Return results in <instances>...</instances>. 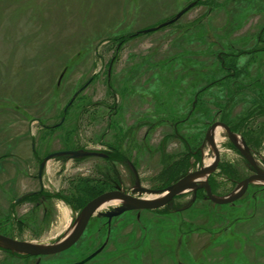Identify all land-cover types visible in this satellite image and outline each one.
<instances>
[{"label": "rangeland", "instance_id": "1", "mask_svg": "<svg viewBox=\"0 0 264 264\" xmlns=\"http://www.w3.org/2000/svg\"><path fill=\"white\" fill-rule=\"evenodd\" d=\"M216 123L264 162V0H0V235L57 242L81 206L135 186L127 161L150 190L206 167ZM218 129L208 183L227 196L254 174ZM71 150L102 157L52 158L42 192L40 162ZM206 198L112 220L108 206L69 249L0 248V264H78L103 246L86 264H264V185Z\"/></svg>", "mask_w": 264, "mask_h": 264}, {"label": "water", "instance_id": "2", "mask_svg": "<svg viewBox=\"0 0 264 264\" xmlns=\"http://www.w3.org/2000/svg\"><path fill=\"white\" fill-rule=\"evenodd\" d=\"M194 4H191L184 10H182L173 20L160 25L158 28L149 29L144 33L154 32L158 29L166 27L175 23L181 16H183L188 10H190ZM218 128H223L229 137V140L232 144L241 152V154L249 161L252 167L255 170V175L245 179L242 181L238 187L229 195L227 196H216L212 194L208 178L212 175L218 167L219 160H220V153L217 149V146L214 142L213 135ZM206 141L212 147L215 155V160L212 165L202 167L198 171L194 173H189L176 183L172 184L171 186L167 187L165 190H150L141 187L139 181L137 185L133 189V194H149V195H161L166 193V195L159 199V200H145L142 198H135L129 195L120 194L117 192H109L102 194L91 202H89L80 212L76 222L74 223L71 232L58 240L57 242L50 244V245H38L34 243L18 241L15 239H11L9 237L0 235V248L11 253H17L19 255L30 256V257H42V256H50L59 254L70 247H72L81 237L83 232L85 231L90 219L99 211V208L111 202H118L121 203L120 207H116L113 211H108L104 214V217L108 219H112L113 217H118L127 211H140V210H156L165 206L171 199L174 197L181 195L183 193H187L193 191L195 194L198 189H205L207 194V200L219 204V205H226L236 201L240 198L246 191L247 187L250 184L254 183H262L264 185V172L261 171L251 155L248 146L246 145L243 139H238L236 135L224 124L216 123L214 124L210 130L206 134ZM69 156L70 159H78V158H87V157H95L99 156L96 152L84 151V150H77V151H62L51 154L47 156L41 165L40 168V175L42 174L43 168L45 164L55 157L60 156ZM195 199V198H194ZM100 250L93 253L91 256L87 257L83 261L79 262L78 264H86L92 259H94Z\"/></svg>", "mask_w": 264, "mask_h": 264}, {"label": "flooded vegetation", "instance_id": "3", "mask_svg": "<svg viewBox=\"0 0 264 264\" xmlns=\"http://www.w3.org/2000/svg\"><path fill=\"white\" fill-rule=\"evenodd\" d=\"M221 124H223V123H221ZM225 125V124H224ZM227 127H229V126H227ZM229 129H230V127H229ZM231 130V129H230ZM232 131V130H231ZM233 132V131H232ZM244 140V139H243ZM245 141V140H244ZM245 143H246V145L248 146V148H249V151H250V153H251V155L253 156V158H254V160H255V162H256V164H257V167L261 170V171H263L264 172V162H259L256 158H255V156H256V154H255V152H254V150L249 146V144L245 141ZM216 144V143H215ZM217 146V145H216ZM233 147L240 153V155L245 159V161H246V163H247V165H248V168L253 172V174L255 175V170H254V168L252 167V165L249 163V161L241 154V152L233 145ZM218 149V148H217ZM71 151H77V150H71ZM220 153V152H219ZM64 157H68V158H70L69 156H67V155H65ZM95 157H97V156H95ZM99 157H102V156H99ZM46 158V157H45ZM44 158V159H45ZM87 158H89V157H87ZM43 159V160H44ZM79 159V158H78ZM43 160L40 162V165H39V170H38V175H37V180H38V182L40 183V186H41V190H42V192H43V175H44V168H43V171H42V174L40 175V168H41V165H42V163H43ZM214 160H215V157H214ZM219 162H220V160H219ZM126 166H127V168H128V170L132 173V175H133V177H134V179H135V186L137 185V182L139 181V183H140V185H141V187H143L142 186V184H141V181H140V177H139V173L137 172V170H136V168H135V166L130 162V161H127L126 162ZM46 165V164H45ZM45 167V166H44ZM194 172H196V171H192V172H189V173H194ZM189 173H187V174H189ZM186 174V175H187ZM185 175V176H186ZM185 176H182V178L183 177H185ZM211 176V175H210ZM209 176V177H210ZM182 178H180V179H182ZM179 179V180H180ZM178 180V181H179ZM244 181V180H243ZM174 183H176V182H174ZM173 182L171 183V184H169V185H167L166 187H163V188H159V189H154V190H165L167 187H169V186H171L172 184H174ZM135 186L134 187H132L130 190H128V189H126L125 187H124V185L122 184V183H118L117 185H115V187H114V189H112V190H109V191H106V192H104V193H102V194H105V193H109V192H117V193H120V194H125V195H129V196H131V197H135V198H139L137 195H138V193H134L133 194V189L135 188ZM144 188V187H143ZM147 189V188H146ZM202 189H198L197 190V192L194 194L193 193V196H196V194L199 192V191H201ZM205 190V189H204ZM191 192V191H190ZM206 192V191H205ZM187 193H189V192H187ZM102 194H100V195H102ZM99 195V196H100ZM98 197V196H97ZM177 197V196H176ZM176 197H174L173 199H171L165 206H167V207H169V206H171L172 204H173V200L176 198ZM95 199V198H94ZM92 201V200H91ZM89 203V202H88ZM87 204H85L84 206H81L80 207V209H79V212H78V214H77V218H78V216H79V214H80V212H81V210L86 206ZM121 206V203H119L118 204V202H117V205H115V206H111V210H108V211H113L116 207H120ZM164 207V206H163ZM108 211H106V212H108ZM105 212V213H106ZM127 212H131V211H127ZM104 213V214H105ZM126 213V212H125ZM125 213H123V214H125ZM104 214H103V217H104ZM122 214V215H123ZM121 216V215H120ZM119 217V216H118ZM104 218H107V217H104ZM113 218H116V217H113ZM112 218V219H113ZM92 219V218H91ZM90 219V220H91ZM108 219V218H107ZM111 219V220H112ZM108 220H110V219H108ZM90 222V221H89ZM89 224V223H88ZM73 225H74V223H73ZM72 225V226H73ZM103 248H105L104 246H103ZM103 248H101V249H99V250H103ZM98 250V251H99ZM97 251V250H96ZM89 257V256H88Z\"/></svg>", "mask_w": 264, "mask_h": 264}, {"label": "bare ground", "instance_id": "4", "mask_svg": "<svg viewBox=\"0 0 264 264\" xmlns=\"http://www.w3.org/2000/svg\"><path fill=\"white\" fill-rule=\"evenodd\" d=\"M213 138H214V142L218 143L219 141V129H217L213 135ZM217 145V144H216ZM214 162V159L210 160L209 161V164L207 166H210L212 165ZM166 195V193H163L161 195H149V194H138L137 196L139 198H142V199H145V200H159L161 198H163L164 196ZM117 204V202H111V203H106L104 205H102L100 208H99V211L102 210L103 208L105 207H108V206H115ZM119 204V203H118ZM73 227V226H72ZM72 227L69 229V232H71L72 230Z\"/></svg>", "mask_w": 264, "mask_h": 264}]
</instances>
